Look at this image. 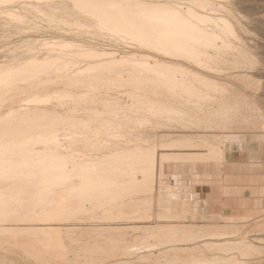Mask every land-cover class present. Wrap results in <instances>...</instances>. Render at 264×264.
<instances>
[{
    "label": "bare ground",
    "instance_id": "bare-ground-1",
    "mask_svg": "<svg viewBox=\"0 0 264 264\" xmlns=\"http://www.w3.org/2000/svg\"><path fill=\"white\" fill-rule=\"evenodd\" d=\"M183 1L188 5L182 7ZM13 2H17L16 4L24 10L30 7L39 11V14L45 13L46 17L49 16L55 21L58 19L56 15L62 3L61 0H0V7L10 3V6L17 8ZM68 2L73 17L66 13L65 20L58 19L60 23L72 27L78 26L80 29L85 28L83 30L87 31H91L87 28L96 26L104 34L114 32L119 36L123 30L128 31L132 35L142 37V41H138L139 45L161 53L167 59L158 56L160 59L157 60L155 57L152 60V56L143 53L145 51L130 52L118 58L114 52L101 53L92 46L83 45L78 41L45 39L42 45L47 47V51L45 49L44 54L37 55L32 52L34 54L28 55V52L22 60L0 62L1 248L10 245L17 252L21 245L27 251H31L33 249L27 243L33 242L37 245V254H50L58 257L61 262L70 258L68 253L74 254V259L77 255L95 259L97 254L92 253L95 251L109 258L108 261L113 262L112 264H242L244 260L238 254L235 255V251H240V255H247L253 249H258L259 245H253L250 239L246 240L248 237L242 238V235L238 237L236 233L240 232L236 228L226 231H221L222 227L213 229L220 223L223 225L228 223L229 227L235 226V221H230L235 219L237 214L204 212L205 208L201 210V206L199 207L200 201L209 204L206 198H199L203 179L205 175L206 177L210 175L206 172L212 170L209 167H213L214 171L222 174L223 179L226 180L225 177L231 174L230 172L228 174L226 169L242 168L245 165L239 161L226 159L228 148L226 142L231 143L240 136L228 132L225 134L220 130L224 133L223 138L221 143L214 145L196 140L202 129L200 131L198 129L199 135L182 130L183 132L176 137L162 139L159 142L160 149H156L159 144L157 141L146 144L144 140L149 141L147 139L149 135L146 139L141 137L144 141H141L142 143L135 140L140 138L139 134L150 123L165 125L167 120H175L181 126L192 129L205 124L201 115L210 114L212 111H226L233 106L230 98L223 96L219 91L228 89L221 81L218 82V79L213 78L215 74L212 76L213 73L207 74L194 66L189 68V64L183 62H192L203 69L221 68L223 65L220 56L223 57V52L229 47L231 49L237 47L234 39L236 24L234 25L232 19L230 20L231 16L229 17L234 12L228 15L226 13L230 10L228 5L220 2L218 4L212 0H69ZM138 4L144 6L143 10L136 6ZM72 7L78 9L79 11H76L80 13L73 12ZM15 8L7 7L0 10L3 16L9 15L14 20L24 18L23 10ZM204 9L208 11L204 12ZM221 9H224V12H221ZM24 22L22 25L26 23ZM75 27L74 29L79 31ZM83 30L80 33H84ZM94 30L96 32V29ZM239 62L245 63L246 60ZM116 77H119V80ZM69 81L72 83L70 86L80 81L85 83V87L81 86L82 89H77L76 86L79 85L77 84L74 85L76 90L69 89L72 88V86L67 88ZM59 82L62 84L58 85ZM102 83L120 84L126 87L131 85L132 90L128 95L129 98L133 97L132 101L134 105L136 104V109L131 107L126 109L119 102V97H117L119 100L115 99L121 91L118 94L117 90L112 89L118 94H114L115 97L112 98L114 92H111L112 99L104 97L102 92L97 93L100 91H96V88H100ZM150 89L158 93L166 90L170 94L163 93V96L160 93L149 94ZM215 89L220 93H216ZM178 98H184L185 103L182 101L180 103ZM55 101L59 105L68 104L70 101L79 102L81 105L78 110L84 112L79 115L68 113L69 111L61 113V109V111L56 109ZM76 105L73 108H76ZM168 125L170 127L171 124ZM164 133L162 136L169 137V131V134L166 132L167 135ZM260 137L264 138V134ZM103 145L104 147L109 145L108 150L96 152V149ZM197 146H203L205 150ZM184 164H189L190 170L185 171ZM167 166L173 169L169 172L170 181L161 180L159 190L155 188L153 193L152 184L154 185L157 177L169 175L164 170ZM240 174L236 175L240 176ZM251 177L249 178L252 180ZM230 180H233V177ZM185 186L190 190L188 193L190 197L183 196ZM239 188H242V185ZM156 189L158 212L154 211V207L152 208V204L155 205L153 197ZM147 191L152 192L151 195L144 194ZM228 192L226 190V193ZM251 194L254 196L253 192ZM221 198L224 199L222 195ZM258 207H261V204ZM186 217L193 219L201 217L205 221L200 220L203 222L201 224L199 220L195 222L189 219L187 223H183L182 220ZM219 218H224L226 221H221ZM211 223L213 226L209 227ZM214 223L217 224L214 226ZM133 228L140 232L128 237L126 233ZM235 234L236 237H232ZM226 235L229 238L223 240L222 237ZM219 237L222 238L221 241H214V239L220 240ZM200 242H203V248ZM149 247L156 250L142 249ZM138 249L142 250L138 251ZM204 249L212 252L208 255L206 251L204 255ZM84 250L90 253L85 254ZM118 250L134 255L120 256ZM18 252L20 253V250ZM45 255L43 257H46Z\"/></svg>",
    "mask_w": 264,
    "mask_h": 264
},
{
    "label": "rangeland",
    "instance_id": "rangeland-1",
    "mask_svg": "<svg viewBox=\"0 0 264 264\" xmlns=\"http://www.w3.org/2000/svg\"><path fill=\"white\" fill-rule=\"evenodd\" d=\"M68 1L69 0H61L62 3L60 4L59 9H58V13L56 15V17L59 20H61V21L65 20V14L66 13L70 14L71 15L70 17H73L72 16L73 13L70 12V10H69L70 9V4H69ZM214 1L216 3L220 2V3H224V4L228 5V8L230 9L228 12L226 11V13L228 15L231 14L232 11L234 12L231 15H229V17L231 16L230 20L232 19L231 21H233V24L234 25L236 24L235 25L236 27L234 26L236 31L237 30L239 31V32L237 31L239 34L235 31V34H236L237 38L236 37L234 38L235 42L237 43L236 44L237 47L236 48H232V49H231V47H229L227 50H225L223 52V57L221 58V56H220V59H222V61H220V62L222 63L221 65H223V66L220 65L221 66V68H219L220 70L219 69L217 70L215 68H213V69L212 68L211 69L208 68L209 70L207 68H204L205 69L204 70L203 67H198L197 65H195L192 62H191L192 64L190 62L184 61V60H183L184 62L182 60H181V62H183L185 64L186 63L189 64V68H191V66L192 67L194 66L196 69H198V70L200 69V71L206 72L207 74H212L213 73L212 76L215 74L213 76V78H215L216 80L218 79L217 80L218 82L221 81V83L223 85H225L227 87V89H228V90H224V91H222V90H219V91L221 92V94L223 96H228L230 98V101L233 103V106H230L229 108H227L226 111L225 110H222V111L220 110V111H215V112L212 111V112H210V114L207 113V114L201 115L200 117H202L204 119L205 124L200 125L199 127H194L192 129L189 128V127L181 126V124L176 122L175 120H167L165 122V125L171 124L170 127H169V125H168V127H166L164 124H161V125L158 124L157 125V123H154V125H152L150 123L143 129V132H141V134H139L140 138L138 137V139H135V140L141 142L142 138L145 137V139H146L147 135H149L148 138H147L149 141L144 140V141H146V144H147V142L155 143V141H157L159 143L162 139L176 137V136L180 135L183 131L184 132H192V133H194L196 135H199V131L202 129V131L204 133L202 131H200L201 134L202 133L203 134L202 135L200 134V136L197 137L196 140H198V141L200 140L201 143L202 142L203 143L206 142L208 144L213 143L214 145H218V143H221V140L223 138L224 133L227 134L226 132H228L229 134L239 135L240 136L239 139H236V140L232 141L231 143L230 142H226L227 147H228L226 149V159H228L229 161H239V162H241V163H243L245 165L242 168H239V167L238 168H232L231 167L229 169H226V172H228V174H229V172L231 173L230 175H227V177H225V178H227L226 180L223 179L222 174L216 173L217 171H214L215 169L213 167H209V169H212V170H208V172H206V173H210V175H209V177H206L207 175H205V177L203 179V184L201 185V191L199 193V198L200 199L201 198L202 199L206 198L210 205L209 204H204L203 201H200L199 207L200 206L202 207V208L200 207L201 210H203L205 208L206 211L204 209L203 210L204 212H207V211L208 212H211V211L212 212L213 211L217 212L218 211V212H226V213H230V214H237V217H236L237 219L235 218V219H232L230 221V222L235 221V226L233 225V226L229 227L230 225L228 223H224V225L222 223H220L221 226L219 224V225H217V228L213 227V229H220L221 227H222L221 231H223V230L226 231L227 229L228 230H233L235 228L238 229L239 232H240V233H236L238 235V237L240 235H242V238H245V237L247 238L248 237V239H246V240L250 239L251 241H253L252 244L253 245H259L257 247H259L260 249L259 248L258 249H253L252 252H249V254H247V255L246 254L240 255V251L238 252V250H237V251H235L236 252L235 255L238 254V256L242 257V260H244V261H242V264H253V263L254 264H261L262 262L264 264V251H263L264 250V245H263L264 244V235H263L264 234V219H263L264 218V214L262 215V213L264 212V175H263L264 174V138L260 137V136H262L264 134V110H263L264 109V93H263L264 92V0H226V1L225 0H212V2H214ZM13 3L16 4L17 2H13ZM13 3H12V5H14ZM229 3H231L232 5L229 4ZM8 4H9V6L11 5L10 3H7L5 5H2L3 7L1 6L0 9L7 8V7L8 8L12 7V9L15 8L13 6L9 7ZM16 5L15 6L17 8H15V9H19L20 8L21 11L23 10L22 13L24 14V18H22V19H24V20H22V19H19V20L15 19L14 20L12 17H9V15H6L5 13H4V15H6L7 17L3 16V12H2L3 9L0 10V12H2V14L0 13V58L1 57L3 58V59L1 58L2 61L0 59V62H10V61L14 62L15 60L17 61L18 59L22 60V58L24 59L27 56L28 52H29L28 55L34 54L32 52H35V54H37V55H38V53H39V55L40 54L41 55L44 54L45 49L47 51V47L45 45H42V44H44L45 39H47V40L48 39L49 40L50 39L51 40L52 39L53 40H55V39H68V40H72V41H76V42L78 41V43H81L83 45L92 46L93 48H95L97 51H99L101 53H103L105 51H106V53L114 52L115 55H117L118 58L119 57L121 58V56L123 54H128L130 52H132V53H142L141 51H145L146 53L145 52H143V53L149 55L150 57L152 56L151 57L152 60L155 57H157V58H155L157 60L160 59L159 57H161V58L163 57L162 59L166 58V56L162 55L161 53L159 54L158 52H156V51H154L152 49L150 50L148 47L139 45L138 41H140V40L142 41V37L141 36H137V35H132L128 31H124L123 30L122 31L123 33L121 34V36L116 35L114 32H112V33L105 32V34H106L105 35L102 30H99L98 27L96 28V26H93V27L87 28V29H90L92 31L91 32V31L83 30L85 28L80 29V27L78 28V26H76L77 27L76 28L75 26L72 27V25L70 26L68 24H64L63 22L60 23L58 19L56 21L53 20V19H50L48 14H47L48 17H46L45 13L41 12V14H39L40 13L39 11H35V10L31 9L30 7L29 8L27 7L24 10L23 7H20L18 4H16ZM181 5H182V7H185L188 4H186V2L183 1V2H181ZM136 6L139 9L141 8L140 10H143V7H144L143 5H142V7H141V4H138ZM229 6L230 7L233 6L234 8L233 7L230 8ZM21 8H23V9H21ZM66 9H67V11H66ZM72 9H73V12H78L79 11L78 9H74L73 7H72ZM76 10H78V11H76ZM207 11H208L207 9H204V12H207ZM221 12H224V9H221ZM78 13H80V12H78ZM234 14H236V16ZM234 17H235V19H234ZM9 18H11V19H9ZM16 20H18V21L21 20L20 21L21 24H19L18 21H16ZM23 22L25 23L24 25H22ZM15 24H17V25H15ZM26 24H27V26H26ZM70 27H71V29H73V31L70 29ZM74 27L77 30L79 29V31H76L74 29ZM93 28L96 29V32H95V30ZM81 30L84 31V33L81 32L82 36H81V33H80ZM4 33L5 34L7 33V34L5 35ZM89 33H90V35H89ZM92 33H93V35H91ZM94 34L97 35V36H95ZM101 34H103V36H101ZM39 44L41 45V47H40ZM36 46H37V48H35ZM38 46H39V48H38ZM41 48H44V49H42L43 51L41 50ZM40 50H41L42 53L39 52ZM137 50H139V51H137ZM126 51H129V52H126ZM147 51H150V52L148 53ZM231 51H232V53H231ZM228 53H230V55ZM11 57H13V58H11ZM243 60H246V62L245 63H240L239 62V61H243ZM232 77H234V78H232ZM116 78L119 80V77H116ZM79 82L80 81H77L76 84L74 82L73 85H71L72 88H69V87H71L70 84H72L69 81V82H67L68 86L67 85L66 86L69 89H75V90H76V87H77V89H82L83 86L85 87V83H82V82L79 83ZM59 83H58V85L62 84V82L60 84ZM77 84H79V85L76 86ZM103 84L104 83L101 84L102 88L101 87L100 88H96L97 89L96 91H100V92H97V93H101L102 92L101 94L102 95L104 94L103 95L104 97H106L108 99H112V98L115 97L114 94H116L117 91H118V94L121 91L119 96H116L115 99H117V97H119L120 98L119 102L122 103V105H124V108H126V109H128L129 107H131L132 109L136 107V104L134 105L133 101H132L133 97L130 96V98H129V95H130L129 93L132 90L131 89V85H127L128 87H126V85L123 86V85H120V84L117 85V84H113V83H108V84L105 83L104 85ZM124 87H126V89ZM103 88H104V90H103ZM117 88H119V89H117ZM239 88L242 89V90H240ZM112 89L117 90V91H114ZM105 90H106V92H104ZM124 90H126V91H124ZM150 90L149 91L147 90L149 92V94H151L153 92L152 90L151 91ZM215 90H216L215 91L216 93H220L217 89H215ZM111 92L112 93L114 92L113 96H112ZM154 92H156V91H154ZM154 92L152 94H159L160 93V92L159 93L158 92L154 93ZM245 92H247V93H245ZM110 93H111V95H110ZM125 93H126V95L123 96V94H125ZM163 93L170 94V93H168L165 90V91H162L160 93V94H162L161 96H163ZM118 94H116V95H118ZM233 94H234V96H233ZM108 95L110 97H108ZM111 96H112V98H111ZM127 97H128V99H127ZM122 98L124 100H121ZM229 98H228V100H229ZM232 99L234 101H232ZM117 100H119V99H117ZM129 100H131L132 102L129 101ZM177 100L179 102L182 101L183 103H185V101H186L184 98L183 99L182 98H178ZM72 103H75V104H72ZM123 103H126V105L123 104ZM76 104L79 105V106H77ZM56 105H57L56 109L58 111L62 110L61 113H65V112L69 111L68 113H72V114L78 113L77 115H79V114L84 112L83 110H78L81 104L79 102L77 103L76 101H72V102L70 101V103L68 102V104L67 103H65V104H61L60 103L61 106L58 103ZM66 105H67V107H65ZM69 105H71L70 108H69ZM74 105H76V108H73V107H75ZM62 106H63V108H62ZM130 110L131 109H129V111ZM251 114H252V116H251ZM247 115H249V116H247ZM213 116H216V118L213 117ZM209 117L212 118V119H210ZM228 118H230V120ZM205 119H206V121H205ZM228 120L230 121V123H229ZM157 128H158V130H157ZM169 128H172V129H169ZM177 128H178V130H177ZM203 128H205L207 130H205ZM173 129H175V130H173ZM198 129H199V131H198ZM185 130H187V131H185ZM193 130L196 131V132H194ZM208 130H210V131H208ZM211 130H213V131H211ZM220 130L222 132H224V133L220 132ZM168 131L170 132V134H171V131H173L172 134L173 133L174 134L170 135L168 133ZM149 132H150V134H149ZM166 132L169 134V137L166 134ZM240 132H242V133H240ZM145 133H148V134H145ZM162 133L166 134L167 136H162ZM153 137H154V139H153ZM203 137L205 138V141H204ZM209 138H210V140H209ZM144 141H142V142H144ZM159 145H160V143L158 144V148L156 147V149H160ZM105 146L106 147H104V145H103L99 149H96V152L101 153L102 150H104V151L108 150L107 146H109V145H105ZM197 147L198 148L200 147L199 149H201V147H202L203 149H201V150H205V147H203V146H197ZM197 147H196V149H198ZM252 162H254V163H252ZM255 163H256V165H255ZM259 164H261V165H259ZM183 168H184L185 171L190 170L189 169L190 168L189 164H186L185 167H183ZM164 170L166 171V173H169L173 169L172 168H168V166H167V167H165ZM229 170H231V171H229ZM212 171H213V173H211ZM240 173H242V175ZM243 173H246V174H243ZM256 173H258L259 176L256 175ZM260 173H263V174H260ZM232 174L235 175V176H232ZM236 174H240V176L236 175ZM251 174H252V177H251ZM237 176H238V178L240 177L239 178L240 180L238 178L236 179ZM164 177H160L159 176V178L157 177L156 180L154 179L155 180L154 181V185L155 186L152 184L153 190H154V191H152L153 193L155 192V188H157L159 190L158 187L161 184V180L164 181V179H165L164 182H169L171 175L169 173V175L167 174V176H164ZM220 177H222V178H220ZM231 177H233V180H230ZM249 177H251L252 180ZM256 177H258L260 180L258 178H256ZM245 178L246 179L249 178V179L246 180ZM166 179H168L169 181H167ZM257 179H258V181H257ZM158 180L160 181V183H159ZM222 181L224 183H222ZM214 182L215 183L217 182V184H213ZM237 182L242 185V188H239V186L241 187V185H239ZM235 183L238 186H236ZM248 183L251 184V185H249ZM208 185H210V187H212V188H209ZM227 186H229V188ZM233 187H234V189H233ZM248 187H250V189ZM157 189H156L155 197L152 196L153 199H155V205L153 206V204H152V208L154 207L153 209H154V211L157 210L156 212H158V210H159V207L157 208V203H156V201L158 199L157 198L158 197ZM222 189L225 190V191H223ZM226 190H228L229 192L226 193ZM189 191L190 190H189L188 186L187 187L185 186L183 188V196L190 197L189 194H188ZM251 191L253 192L254 196L251 194L252 193ZM240 192H242V193H240ZM255 192H256V194H255ZM143 193H139V194L142 195ZM151 193L149 191H147V193H144V194L151 195ZM230 194H231V196H230ZM221 195H222V197L224 199L221 198ZM229 196H230V198H229ZM212 197H213V199H212ZM226 197L228 198V200H227ZM235 198H237V199H235ZM254 198H256V199H254ZM260 199H261V201H260ZM226 200H227V202H226ZM248 200H249V202H248ZM244 201H246V203ZM259 202H261V203H259ZM254 203H255L256 206L254 205ZM256 203L257 204L259 203V205H257ZM251 204H252V206H251ZM260 204H261V207H258V206H260ZM205 205L207 207H205ZM237 205H239V206H237ZM240 205H242V206L240 207ZM243 205H245V206H243ZM248 206H249V208H247ZM250 206L253 207V208H251ZM257 207L259 209H257ZM152 208H151V211L153 210ZM244 208H246V209H244ZM248 213H250V214H248ZM189 219H191V220H193L195 222L199 220V222L201 224L203 222H201L200 220H204L205 221V219L201 218V217H196L195 219L190 218V217H186V218H184L182 220V222L183 223H187ZM219 219L221 221L225 220L224 218H219ZM86 220H87V222L89 221V219H85V221ZM133 220H135V219H133ZM162 220L164 221V219H162ZM184 220H186V222ZM249 221H251V222H249ZM212 224L213 223L209 224L208 226L212 227L213 226ZM216 224L217 223H214V226ZM225 225H228V226L225 227ZM218 226H220V227L218 228ZM207 229L208 230H210V229L212 230V228H207ZM135 230L136 229H134V228L130 229L129 231L131 233H129V231H128L126 233V235L128 234L127 236L131 237L133 234L140 232V230H136L138 232H136ZM132 231H135V232H132ZM248 233L250 234V236H249ZM236 234L234 236H232V237H236ZM257 235H259L260 237L257 236ZM251 236H252V238H251ZM254 236L257 237V238H255ZM221 237H219L220 240L219 239H214V241H217V240L221 241L222 238H223V240H227L229 238L228 235H226L225 237H222V238ZM202 244H203V242L200 244L201 247L203 246ZM27 245L30 248L33 249V250H31L33 252V254H32L31 251H27L25 249V247H23L21 245H20V248H19L20 253L18 252L19 250L16 252L14 250V248L11 247L10 245H7L8 248H7V246H6V248H5V246H3L2 248L0 246V256H1L0 257V264H20V263L21 264H29V263L30 264H37V263L38 264H40V263L41 264H43V263L44 264H78V263L79 264H96L97 262H98L97 264H101V262H104L103 264H107V263L108 264H112L113 263V262L110 263L108 261L109 258H107L104 255H101V254H99V253H97L95 251L92 252L94 254H97V257L95 259H89V258H85V257L79 256V255L75 256L77 258L74 259L73 258L74 254L68 253V256L70 258L67 261L64 260V261L61 262V261H59V258L56 257V256H52L50 254H47V255H45V254H41V255L37 254V245H35L33 242H30V243L28 242ZM32 246H34V247H32ZM140 246H142V245H140ZM35 248H36V250H35ZM142 249L143 250H151V249L152 250L153 249L156 250V248H153V247L142 248ZM142 249H138V251L139 250L141 251ZM134 250H136V249L134 248ZM206 251H207V254L209 252L210 253L212 252L211 250L204 249V252H205V254L203 253L204 255H206ZM29 252H30L31 255L29 254ZM123 252H124V250H118V254L120 256L134 255L132 253L128 254V252H124L125 253L124 254ZM171 252H174V250H171ZM83 253L87 254V253H90V251L86 252V250H84ZM121 253H123V255ZM210 253L208 255H210ZM11 254H15L17 257L15 258V255H11ZM43 255H45L47 257V259H46V257H43ZM12 256L14 258H12ZM29 259H31V260H29ZM258 260H259V262H258ZM53 261H54V263H53ZM71 262H73V263H71ZM105 262H107V263H105Z\"/></svg>",
    "mask_w": 264,
    "mask_h": 264
}]
</instances>
